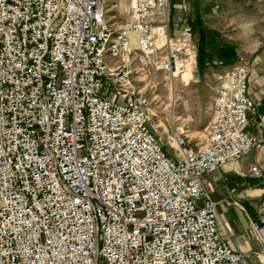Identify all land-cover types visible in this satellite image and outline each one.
<instances>
[{
  "label": "built area",
  "instance_id": "2783aa9c",
  "mask_svg": "<svg viewBox=\"0 0 264 264\" xmlns=\"http://www.w3.org/2000/svg\"><path fill=\"white\" fill-rule=\"evenodd\" d=\"M167 8L127 0L116 25L105 0H0V264H247L203 180L256 147L247 63L220 78L205 143L174 134L170 155L132 77L194 65ZM251 229L264 246V218Z\"/></svg>",
  "mask_w": 264,
  "mask_h": 264
},
{
  "label": "rangeland",
  "instance_id": "374dc122",
  "mask_svg": "<svg viewBox=\"0 0 264 264\" xmlns=\"http://www.w3.org/2000/svg\"><path fill=\"white\" fill-rule=\"evenodd\" d=\"M109 2L111 3V10L109 11V15L112 16L111 20L116 25L122 24L126 17V0H123L125 6L123 5L121 10H119L120 0H105L106 5ZM114 2H117L116 7L113 6ZM257 10L258 20L234 21L231 25L225 24L224 27H221L220 30L227 35L225 38L232 44L226 43L227 41L220 42L219 33L216 30L211 32L212 34L209 36L210 51L203 57L202 61L197 58L196 66L190 69L188 73L172 78L171 75L164 72L152 73L147 76L137 69L132 72L134 84L148 97L150 128L170 155L176 157L179 152L174 147V134L183 135L187 146L192 148L200 147L205 143L211 103L219 80L229 68L240 62L233 43L251 48L254 46L251 44L256 40V37L258 36L260 40L264 34V0H260ZM252 14L254 17V12ZM171 22L174 23L176 32L182 25L190 23L185 17H174L172 20L170 16V26ZM191 23L193 22L191 21ZM216 23L217 21L209 20L207 26ZM158 28L159 43H162L164 40L163 27L159 26ZM176 32H172V34ZM251 32L253 36H245V34L250 35ZM135 36L136 34H131L133 45H136L134 44ZM194 49L196 50L195 45ZM232 63L235 64L232 65ZM106 89L109 90V88ZM242 164H245L244 160ZM203 180L208 181L204 177ZM259 180L256 176H249L246 172V177L241 179V185L230 182L231 198L243 189L255 185ZM210 193L215 199L213 190H210ZM240 209L248 214L247 224L251 228V222L264 218V196L261 198L249 197L248 200L240 204Z\"/></svg>",
  "mask_w": 264,
  "mask_h": 264
},
{
  "label": "crops",
  "instance_id": "0c3cea01",
  "mask_svg": "<svg viewBox=\"0 0 264 264\" xmlns=\"http://www.w3.org/2000/svg\"><path fill=\"white\" fill-rule=\"evenodd\" d=\"M259 2L260 0H168V19L170 21V16L172 20L174 17H185L190 21L185 25L193 29L194 45L198 59L202 61L210 51L209 36L212 34L211 32L216 30L219 33L220 42H226L227 35L220 30L221 27H224L225 24L231 25L234 21L258 20L256 11H258ZM209 20L217 21V23L208 27ZM169 30L171 34L176 32L173 22H171V26L169 24ZM246 35L253 36V33ZM226 43L232 44L229 40ZM233 45L236 47L239 59L247 63V95L252 102V109L248 114L245 129L253 136L256 147L243 157L231 160L215 171L204 174L203 177L208 179L207 182L204 181L207 190L209 193L210 190H213L216 197L214 199L210 193L216 202L218 230L221 237L245 254L247 264H264V246L248 226V214L240 209V204L248 200L249 197L261 198L264 196V34L260 40L258 36L256 37V40L251 44L254 46L251 48L238 46L237 43H233ZM111 95L108 93V96ZM243 160L244 165L242 164ZM251 165L259 167L260 176L256 177L260 180L231 198L230 182L241 185V179L246 177V172L249 176L255 177L249 172Z\"/></svg>",
  "mask_w": 264,
  "mask_h": 264
},
{
  "label": "bare ground",
  "instance_id": "6f19581e",
  "mask_svg": "<svg viewBox=\"0 0 264 264\" xmlns=\"http://www.w3.org/2000/svg\"><path fill=\"white\" fill-rule=\"evenodd\" d=\"M110 4H111V3L109 2V3L106 5L108 10H111ZM113 4H114L113 6H115V7L117 6V2H114ZM124 4H125V3L123 2V0H120V2H119V10L122 9V6H123ZM124 6H125V5H124ZM123 8H124V7H123ZM123 10H124V9H123ZM167 16H168V13H167ZM159 26L163 27L162 25H158V26L156 27V29H155V33H156V35H157V37H158V43H159V35H158V33H157V28H158ZM131 34H135V33H134V32H130V34H129V38H130L131 46L134 47V46L137 45V44H136L137 42H136V40L134 39V40H135V43H134V44H136V45H133V44H132L133 41L131 40ZM197 58H198V53H197V51L195 50V63H194V65H192L190 68L186 69L185 71H183V72H181V73H178V74L173 75L172 78H174V77L177 78V77H179L181 74L186 73V72L188 73V71H189L190 69H192V68H194V67L196 66V62H197L196 60H197ZM172 85H173V84H172ZM174 147L177 148V147H176V144H175V141H174ZM234 160H237V159H234ZM230 161H231V160H230ZM228 162H229V161H228ZM226 164H227V163H226Z\"/></svg>",
  "mask_w": 264,
  "mask_h": 264
}]
</instances>
